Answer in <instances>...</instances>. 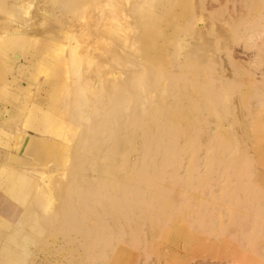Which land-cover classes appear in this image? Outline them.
Wrapping results in <instances>:
<instances>
[{
  "label": "rangeland",
  "instance_id": "374dc122",
  "mask_svg": "<svg viewBox=\"0 0 264 264\" xmlns=\"http://www.w3.org/2000/svg\"><path fill=\"white\" fill-rule=\"evenodd\" d=\"M143 1L0 0V262L264 264V0Z\"/></svg>",
  "mask_w": 264,
  "mask_h": 264
},
{
  "label": "bare ground",
  "instance_id": "6f19581e",
  "mask_svg": "<svg viewBox=\"0 0 264 264\" xmlns=\"http://www.w3.org/2000/svg\"><path fill=\"white\" fill-rule=\"evenodd\" d=\"M143 2L146 3V5L148 7H150V5H154L155 7H157V9H159L160 12L162 11L161 13H163L164 10H165L164 7L162 6L163 4H161L159 2V0H144ZM159 11L158 12L157 11H148V16L145 19V22H147L148 27L152 30V32L149 35H147V34L140 35V34L137 33V37H139L140 39H143L145 41L144 49H146V50L152 48V43L151 42L155 39V34H157L160 31V28L158 27V25L160 23L159 18H161V15H160ZM10 41L11 40L8 39V41H7L8 43L7 44L11 45ZM183 42H184L183 38H179L177 40L178 47H182L183 49H186V47H188L190 44H188L187 41H185V44H183ZM13 176H14V174H7L6 175V177L9 179L10 182L13 180ZM45 176L41 177L43 182L45 180L48 181V178H47L48 175L46 177L47 179L45 178ZM44 186H48V184L47 185L44 184ZM20 240L23 241L21 243L22 246H23L24 245V240H25L23 233L20 234ZM1 252H2V255H3V260L0 262V264H9L8 262L12 258V252L9 249H7L6 247L1 248Z\"/></svg>",
  "mask_w": 264,
  "mask_h": 264
}]
</instances>
